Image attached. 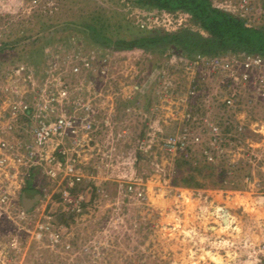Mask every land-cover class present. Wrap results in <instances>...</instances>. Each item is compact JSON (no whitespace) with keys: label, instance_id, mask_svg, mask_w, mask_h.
<instances>
[{"label":"rangeland","instance_id":"obj_1","mask_svg":"<svg viewBox=\"0 0 264 264\" xmlns=\"http://www.w3.org/2000/svg\"><path fill=\"white\" fill-rule=\"evenodd\" d=\"M212 1L249 24H264V0ZM95 21L126 42L193 24L185 12L146 9L135 0H0V45L9 44L0 53V139L32 143L35 119L20 113L12 121L11 106L24 93L32 102L38 87L56 77L70 101L64 111L76 101L77 116L87 120L61 147L79 158L76 168L96 188L95 197L82 192L88 210L74 223L45 231V212L54 220L59 208L67 213L60 202L65 183L42 167L27 171L18 148V162L0 167V187L17 206L13 220L0 214V264H264V74L255 69L245 85L230 82L211 57L193 60L164 47L115 53L79 30ZM24 36L40 37L34 53L28 38L17 43L22 49L11 44ZM59 42L63 52L32 65L47 43ZM234 55L216 57L231 62ZM13 122L22 135L5 131ZM169 136L186 149L168 153ZM181 157L194 167L213 165L216 175L198 177L201 189L173 186ZM223 165L240 171L218 184ZM25 193L44 198L23 219Z\"/></svg>","mask_w":264,"mask_h":264},{"label":"trees","instance_id":"obj_2","mask_svg":"<svg viewBox=\"0 0 264 264\" xmlns=\"http://www.w3.org/2000/svg\"><path fill=\"white\" fill-rule=\"evenodd\" d=\"M135 3L142 6V8L160 12H185L191 16L193 24L189 28L181 26L178 27V29H171L169 32L165 33V35L144 37L130 42H126L123 39L115 41L111 37L105 35L104 28L103 26L101 27L102 29L99 27L98 21H95L94 24L81 25V29H78L82 33H85L87 37H90L94 44L106 47L109 50L112 49L115 53L139 47H164V53L166 51H172L174 53L186 55L193 60L203 57H216L226 53H246L264 58V24H249L244 18L221 9V7L217 6L212 0H135ZM21 38L22 39H17L16 42H12L11 44L15 43V48L22 49L25 44L19 45L17 43L28 38L29 42L27 44L29 45L27 49L31 46V52L29 53H34V48L36 44L40 42V37L34 39V37L31 38V36H24ZM61 43H47V46H45L46 48H43L39 56L41 61L37 60L38 62H36L34 59L27 61L31 62L34 60L32 65H41L43 62V65H45L46 61L48 63L53 55L63 52V50H59V47H63ZM8 45L9 44L0 45V53L8 49ZM2 46L4 48H2ZM159 68L160 67H156V71H158ZM175 167L172 185L186 189L197 190L204 188L205 184L201 182L199 178L214 177L216 175V168L213 165L203 168H199L198 166L194 167L192 163L188 162V160H185L183 157L176 161ZM207 168H209L210 173L208 175H203V172ZM220 168L222 169H220L217 174L218 184L226 183L231 175L236 176L238 171H240L236 169L235 165H223ZM90 183L91 182L78 183L72 190L73 195L92 191V196L95 197L96 188ZM87 210V204L85 202L82 205V211L79 213H63L62 209L59 208V213L56 214V220L54 222L57 224L62 223L66 227H69L82 215V213L87 212ZM57 224L55 225L57 226Z\"/></svg>","mask_w":264,"mask_h":264},{"label":"built area","instance_id":"obj_3","mask_svg":"<svg viewBox=\"0 0 264 264\" xmlns=\"http://www.w3.org/2000/svg\"><path fill=\"white\" fill-rule=\"evenodd\" d=\"M242 2L247 3L248 1L242 0ZM207 58L209 57H206V59ZM209 59L216 67H220L227 71L226 76L230 82H232L233 79H236L241 82V84L245 85L249 83V81L253 83V72H255V69L256 72H262L264 74V58L258 55H250L246 53L235 54L228 60L231 62H226L222 60L221 57H211ZM49 65L51 69L53 65ZM25 68L26 67L23 69L24 71ZM27 69L30 68L27 67ZM250 70H252V73H250ZM27 72L29 71L27 70ZM32 73L33 72H30V74ZM33 80L34 74L32 75L30 81ZM57 81L58 79L54 76L51 79L48 77L46 81L38 87L39 89L36 92L37 98H35L32 102H30L29 98H26L27 94L24 93L21 94L15 103L12 104L10 115V119H12V121H15V118L22 113L23 115H27V117L35 119L37 125L32 129V131H30L32 132L31 134L28 132L33 138L32 143L29 145L22 144L21 142L11 143L4 138L0 139V167L7 169L12 163L18 162V148L22 149L27 156V158L25 157L27 162L24 161V163H21L23 164V167H29L31 170L37 169L36 167H42L49 179L58 182L59 185L65 183V186L61 189L60 201H62L61 203L65 207L67 213H79L82 211L84 195L82 193L73 195L72 190L78 183L87 181H85V176H83L81 171L76 168L79 158H77V156L72 157V155L70 157L71 151L64 146L61 147V145L64 144L63 140L67 137V135H69L71 131L77 129V124L79 125L87 120L83 121L79 118V116H77L76 113L79 111V103L76 101L72 102V105H74L75 108L72 112H70L71 114L64 111V104L66 105L70 103V101L65 97L67 92L62 88L58 89L59 84H54ZM259 82L260 81L257 82V85H259ZM31 85L34 86V84H29V86ZM29 88H32L34 91L37 87ZM65 89H67V87H65ZM33 103L34 105L32 106L31 104ZM61 104L63 105L59 108ZM5 127H7L5 131L9 134H11V131H13V133L16 131V136L22 135L21 132H18L14 122L9 123ZM84 128L89 129L90 127L85 126ZM2 133L4 134V131H2ZM52 147L54 148L53 150ZM186 147L187 145L185 141L177 137L169 136L165 140V148L168 153L184 151ZM26 170L28 171V168ZM131 187L132 186H130V188ZM43 196L44 195L41 194V199L44 198ZM45 197L48 196L45 195ZM51 198L52 196L48 197V202ZM12 201H15L14 194L6 189H3V187H0V205L10 204L7 210L5 212L0 211V214L5 215V217L9 220H13L11 214L17 216V206L12 203ZM28 214L29 212H26L23 207H21V212L18 218L25 219ZM44 219L45 231L50 232L54 230L56 223L54 222L55 220L53 215L50 214V212H45ZM64 228L65 225L60 226L57 232L63 230Z\"/></svg>","mask_w":264,"mask_h":264},{"label":"water","instance_id":"obj_4","mask_svg":"<svg viewBox=\"0 0 264 264\" xmlns=\"http://www.w3.org/2000/svg\"><path fill=\"white\" fill-rule=\"evenodd\" d=\"M40 198H41L40 195H37L33 198H29L26 195H23L22 207L24 208L26 212H30L35 207V205L39 202Z\"/></svg>","mask_w":264,"mask_h":264},{"label":"crops","instance_id":"obj_5","mask_svg":"<svg viewBox=\"0 0 264 264\" xmlns=\"http://www.w3.org/2000/svg\"><path fill=\"white\" fill-rule=\"evenodd\" d=\"M158 91V88H156L155 89V92H157ZM142 95V94H141ZM142 97V96H141ZM63 104H61L60 106H59V108H61V106H62ZM24 195H26L27 197H29L26 193L24 194ZM38 195H40L41 196V194H38ZM41 199V198H40Z\"/></svg>","mask_w":264,"mask_h":264},{"label":"clouds","instance_id":"obj_6","mask_svg":"<svg viewBox=\"0 0 264 264\" xmlns=\"http://www.w3.org/2000/svg\"><path fill=\"white\" fill-rule=\"evenodd\" d=\"M21 204H22V200H21Z\"/></svg>","mask_w":264,"mask_h":264}]
</instances>
